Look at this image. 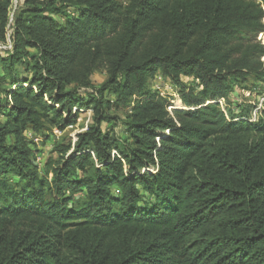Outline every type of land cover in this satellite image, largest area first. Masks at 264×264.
<instances>
[{
  "label": "trees",
  "instance_id": "obj_1",
  "mask_svg": "<svg viewBox=\"0 0 264 264\" xmlns=\"http://www.w3.org/2000/svg\"><path fill=\"white\" fill-rule=\"evenodd\" d=\"M12 4L0 0V264H264V108H229L264 83V0ZM158 75L181 109L150 88ZM88 110L42 171L35 140Z\"/></svg>",
  "mask_w": 264,
  "mask_h": 264
},
{
  "label": "rangeland",
  "instance_id": "obj_2",
  "mask_svg": "<svg viewBox=\"0 0 264 264\" xmlns=\"http://www.w3.org/2000/svg\"><path fill=\"white\" fill-rule=\"evenodd\" d=\"M25 0H12V14L16 12V10L22 5V3ZM122 2H125L127 0H120ZM258 34L255 36V39L257 40ZM2 48V45H0ZM106 79V74L104 72H97L94 76V82L96 85L101 84ZM185 82L188 84L192 83V79L185 77ZM253 81H250L248 83L249 88H237L234 94L232 95L233 102L229 105L230 109H235L239 111L241 108L248 106H257L260 107L261 110L264 108V83H256L253 85ZM150 88L152 90H158L160 93L164 96L170 97L171 103L173 104L170 109L178 108L181 109L182 101L180 99V96L177 92L176 87L172 83V81L168 78H164L160 75L152 78L149 82ZM251 87V89H250ZM113 99L114 97L111 96ZM224 103V101H223ZM183 105V104H182ZM253 111L254 117L258 118L259 115ZM111 115H117L121 119L124 117V111L123 110H115L112 109L109 111ZM91 116L92 112L88 111H82L79 115L78 122L76 125H74L73 128H67L65 131H63L64 134H69V136L73 139L74 135H77L78 133L85 131L88 124L91 123ZM104 129H113L115 133L118 135H121L123 132V125L121 122L115 123L114 121L104 123L103 124ZM58 136L56 134L55 129L53 130L51 137L49 140L45 141L42 140L41 137H38V140H35V148H36V162L42 169L44 170L45 164L51 157H56V155L52 152L53 145L55 143V140H57ZM154 171L153 169H151ZM51 177V175H50Z\"/></svg>",
  "mask_w": 264,
  "mask_h": 264
},
{
  "label": "built area",
  "instance_id": "obj_3",
  "mask_svg": "<svg viewBox=\"0 0 264 264\" xmlns=\"http://www.w3.org/2000/svg\"><path fill=\"white\" fill-rule=\"evenodd\" d=\"M263 23H264V17H263ZM257 41H259L263 46H264V30L258 35ZM4 48H10V45L7 46H3ZM262 61L264 62V55L262 56ZM224 100H220L221 104H223ZM172 110V109H170ZM88 112H92L91 110H88ZM74 125L69 126L68 128H73ZM86 130V129H85ZM57 136H61L62 135V131L55 129ZM38 140V139H37ZM77 140V135L73 136V142H75Z\"/></svg>",
  "mask_w": 264,
  "mask_h": 264
}]
</instances>
